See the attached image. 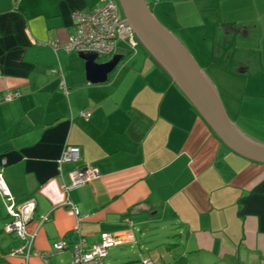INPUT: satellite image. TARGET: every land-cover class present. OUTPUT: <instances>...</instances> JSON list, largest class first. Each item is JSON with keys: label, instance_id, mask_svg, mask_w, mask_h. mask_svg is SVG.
Listing matches in <instances>:
<instances>
[{"label": "crops", "instance_id": "1", "mask_svg": "<svg viewBox=\"0 0 264 264\" xmlns=\"http://www.w3.org/2000/svg\"><path fill=\"white\" fill-rule=\"evenodd\" d=\"M99 2L20 0L15 8L0 0V165L18 203L35 199L27 229L37 234L28 259L13 256L24 243L5 231L11 218L0 213V264L72 262L79 235L62 185L80 165L100 173L69 193L88 245L105 233L134 237L112 248L105 264H264V163L229 148L141 43L136 54L119 46L124 59L102 84L88 80L81 54L63 48L76 31L74 12ZM175 3L183 7L176 26ZM158 11L233 121L263 115L264 0H163ZM234 79L259 94H236ZM10 92L21 96L8 102ZM69 145L82 148L81 160L60 166ZM61 241L69 247L56 253Z\"/></svg>", "mask_w": 264, "mask_h": 264}, {"label": "built area", "instance_id": "2", "mask_svg": "<svg viewBox=\"0 0 264 264\" xmlns=\"http://www.w3.org/2000/svg\"><path fill=\"white\" fill-rule=\"evenodd\" d=\"M20 0H12L15 8L18 7ZM76 31L71 35L68 41L63 45L67 52H75L81 55L97 54L99 57H114L120 53L119 46L125 45L130 53H137L140 44L138 37L132 27L126 24L120 3L117 0H100L94 8L86 11H76L73 14ZM52 47L56 51L59 47L57 43L52 42ZM54 73L63 77L62 69L54 70ZM65 88L64 84L62 86ZM66 89V88H65ZM21 96L20 92H10L5 100L10 102ZM80 115L89 119L92 115L89 111H81ZM82 157V148L80 146L69 145L65 148L58 163L61 166L64 163H79ZM6 162L0 165V196L6 201L7 212L11 218L6 225L5 231L14 238L21 240L24 246L13 252V256L23 255L28 259L32 255V247L37 237L36 233H30L27 225L35 216V199H28L18 203L11 194L8 186L3 179V171ZM100 173L97 169L89 166H78L70 173V182L63 183L62 189L68 195L64 206L71 208L76 215V223L73 231L79 235L78 241L73 244V259L70 264H105L112 248L123 244L124 241H134L132 234L115 235L105 233L102 235V241L98 244L89 246L86 239L81 235V226L83 216L78 207L70 200L69 193L75 188L83 187L94 179L98 178ZM47 218L42 220L45 221ZM69 244L61 241L55 244V252L61 253L68 249ZM45 262L50 255L35 253ZM142 264H155L152 258H144Z\"/></svg>", "mask_w": 264, "mask_h": 264}, {"label": "water", "instance_id": "3", "mask_svg": "<svg viewBox=\"0 0 264 264\" xmlns=\"http://www.w3.org/2000/svg\"><path fill=\"white\" fill-rule=\"evenodd\" d=\"M126 24L132 27L141 45L187 95L218 137L238 154L264 163V144L249 138L229 116L218 87L188 48L156 17L146 0H118ZM130 53V52H129ZM86 60L88 80L106 83L124 59L116 54L99 62L97 54L81 55Z\"/></svg>", "mask_w": 264, "mask_h": 264}, {"label": "rangeland", "instance_id": "4", "mask_svg": "<svg viewBox=\"0 0 264 264\" xmlns=\"http://www.w3.org/2000/svg\"><path fill=\"white\" fill-rule=\"evenodd\" d=\"M162 1L163 0H148V2H150L152 4L151 7H152V10H153L154 14L155 13L157 14L159 12L158 11L159 8L162 7ZM157 5H160V7H157ZM182 10H183V7H182L181 3H175L174 5L171 6V11L176 16V19L174 20V23L172 21L173 25L176 26L178 23L182 22V16H181ZM211 46H212L211 43H207V44L203 45V47H205V48H207L209 50H211V48H212ZM100 59H109V57H100ZM254 71L260 72V69L257 68ZM231 87L233 88V90H234V92L236 94H238L240 96L241 95H246L247 99L250 98L249 97L250 95H252L254 97V96H257L259 94V93L253 92L250 89H247L246 85L244 84V82H238V81H235V79L233 80V83H232ZM220 89H221V93L223 94V88H220ZM255 104H258V103H255ZM259 115H261V116H258V117L251 116L249 119L248 118H244V117L235 118L234 122L242 130L246 129V131L249 132V136L250 137H254L256 139L260 138V139L264 140V113L262 115V112H260ZM0 213H2L3 215H5V214L7 215V213H8L7 212L6 201L2 197H0ZM112 252H113V250H112Z\"/></svg>", "mask_w": 264, "mask_h": 264}]
</instances>
